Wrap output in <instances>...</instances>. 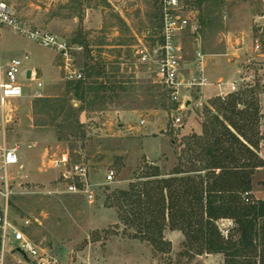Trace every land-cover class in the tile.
Listing matches in <instances>:
<instances>
[{
  "label": "rangeland",
  "instance_id": "374dc122",
  "mask_svg": "<svg viewBox=\"0 0 264 264\" xmlns=\"http://www.w3.org/2000/svg\"><path fill=\"white\" fill-rule=\"evenodd\" d=\"M3 1L31 29L70 44L80 34L93 55L102 51L101 58L118 66L121 79L134 83V86L125 84L130 89L120 95L117 103L80 112L77 118L81 126L76 132L58 129L56 124L60 120L52 121L51 115H33L36 82L26 80L23 72H36V79L43 85L42 98H71L67 97L68 81L64 79L62 60L29 39L0 29V63L23 59L19 82L25 94L7 103L10 121L4 130L7 147H17L19 155L18 165L10 167L14 223L21 225L29 220L34 242L57 258L58 264H224L222 255H184L185 239L179 231H164L165 240L171 244L168 254L155 253L149 244L122 236L124 228L119 224L117 210L107 207L106 197L114 191L126 190L144 162L160 166L165 173L171 171L175 152L184 149L185 140L194 134L201 135L208 116L211 119L219 114L216 106H210L220 92L217 83H222L221 92L227 96L228 83H235L238 90L258 85L261 140L257 152L264 161V53L259 43L264 33V0H223L221 6L214 8L198 7L195 0H188L190 10L198 12L195 19L199 36L184 34V62L189 67L196 53L201 52L209 85L200 94H183L192 104H202L183 112L162 96L160 88L148 92L151 84L143 74L146 70L135 67L134 45L145 32L154 36L158 27L157 0H106V5L101 0ZM256 12L263 15L255 16ZM206 16L218 18L214 20L217 29L208 27V22L201 25ZM73 46L81 47L80 51L72 52L74 68L83 71L86 51L83 46ZM52 60L60 71L50 69ZM106 71H111L110 65ZM71 104L75 109L81 106L73 99ZM175 118L181 122L175 123ZM141 121L145 123L141 125ZM90 147H94V153L84 164ZM61 154H68L71 161L78 155L80 163L89 168L96 185L93 202L63 193L62 169H53L48 162ZM95 157L102 159L92 163ZM120 159L122 168L117 166ZM110 170L114 172V181L107 185L105 174ZM248 198L264 200V168L254 174ZM217 226L228 236L234 227L230 220H219ZM116 231L115 236L107 234ZM7 264L30 262L14 254Z\"/></svg>",
  "mask_w": 264,
  "mask_h": 264
},
{
  "label": "trees",
  "instance_id": "16d2710c",
  "mask_svg": "<svg viewBox=\"0 0 264 264\" xmlns=\"http://www.w3.org/2000/svg\"><path fill=\"white\" fill-rule=\"evenodd\" d=\"M101 1L107 4L106 0ZM195 2L198 7L214 8L221 6L223 0ZM262 15L255 13V16ZM217 19L206 16L201 25L208 22V27L217 29L214 24ZM260 37L264 53V33ZM82 40L79 34L71 42L86 51L84 80L66 82L67 97L71 98H39L32 104L34 116L51 115L52 121L60 120L56 124L58 129L75 132L81 126L77 118L80 112L117 103L120 95L130 89L125 84L134 86L133 82L121 79L118 66L101 58L102 51L93 55ZM109 65L111 71L108 72ZM257 89L258 85L211 100L210 106H216L219 114L211 119L208 116L201 135L194 134L185 140L184 149L175 152V165L169 173L160 166L144 162L126 190L114 191L106 197L107 207L117 210L119 224L124 228L122 236L149 244L155 253L168 254L171 244L165 240L164 231L169 229L184 236L186 250L183 254L186 256L222 255L224 264H264V200L248 198L254 174L264 168V161L257 152L261 140ZM153 90L152 85L147 89L150 93ZM72 99L80 103L78 109L73 108ZM206 112L210 114L207 108ZM93 153L94 147H90L84 164ZM101 159L95 157L90 161L98 163ZM80 160L77 155L72 162L80 163ZM117 166H124L121 159ZM244 194H248L247 197ZM219 220L232 221V234L222 233L217 226ZM25 233L34 241L29 228ZM107 234L115 236L117 231Z\"/></svg>",
  "mask_w": 264,
  "mask_h": 264
},
{
  "label": "built area",
  "instance_id": "2783aa9c",
  "mask_svg": "<svg viewBox=\"0 0 264 264\" xmlns=\"http://www.w3.org/2000/svg\"><path fill=\"white\" fill-rule=\"evenodd\" d=\"M158 27L154 36L145 32L133 48L135 67L146 70L143 74L149 83L160 88L166 98L176 105L178 111L183 112L189 108H200L202 104H192L190 99H184L183 94L196 92L200 94L203 87L209 85L204 73V55L197 52L189 67L184 62L183 36L190 33L199 36V25L195 19L197 10H190L188 0H157ZM193 18V19H192ZM6 29L16 35L25 37L30 41L52 51L59 56L63 64L64 79L66 81L84 80L83 71L74 68L73 51H80L81 47H75L57 36L40 30H34L23 24L13 12L12 8L3 0H0V29ZM259 50V45L255 46ZM26 58V57H25ZM23 59L12 58L7 63H0V264H7V259L14 254L21 256L23 260L33 264H58L57 258L48 251L39 247L29 238L25 229L30 225L29 220H24L21 225L14 223L12 218L11 198L13 196L10 167L19 163L18 148L7 147L5 143V126L10 121L6 110L10 100L22 98L25 94L20 85L19 75ZM26 80L35 81L36 99L42 98L40 92L42 84L36 79V74L31 71L23 72ZM228 93L235 94L239 90L235 83L227 84ZM222 83L216 87L220 91L217 97L225 98L227 94L221 92ZM198 91V92H197ZM184 92V93H183ZM180 118H175V123H180ZM145 122L141 121V125ZM53 169H62L60 174L63 193L78 195L87 202L94 201L96 185L91 180L90 170L81 163H74L68 154H61L49 159ZM114 181V172L107 171L105 184ZM246 196L248 194H245Z\"/></svg>",
  "mask_w": 264,
  "mask_h": 264
},
{
  "label": "crops",
  "instance_id": "0c3cea01",
  "mask_svg": "<svg viewBox=\"0 0 264 264\" xmlns=\"http://www.w3.org/2000/svg\"><path fill=\"white\" fill-rule=\"evenodd\" d=\"M50 69H53V68H56L57 70H59L60 71V69L59 68H57L56 66H54L53 65V60L52 61H50ZM31 71H33V70H31ZM35 74H36V72L35 71H33ZM42 87H43V85H42ZM208 89V88H207Z\"/></svg>",
  "mask_w": 264,
  "mask_h": 264
}]
</instances>
